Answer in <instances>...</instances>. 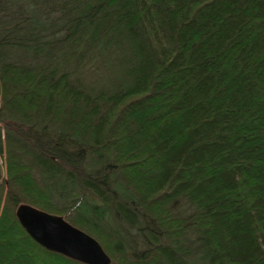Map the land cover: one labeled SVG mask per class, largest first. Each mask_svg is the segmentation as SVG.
Listing matches in <instances>:
<instances>
[{
  "label": "trees",
  "instance_id": "16d2710c",
  "mask_svg": "<svg viewBox=\"0 0 264 264\" xmlns=\"http://www.w3.org/2000/svg\"><path fill=\"white\" fill-rule=\"evenodd\" d=\"M264 264V0H0V264Z\"/></svg>",
  "mask_w": 264,
  "mask_h": 264
},
{
  "label": "water",
  "instance_id": "95a60500",
  "mask_svg": "<svg viewBox=\"0 0 264 264\" xmlns=\"http://www.w3.org/2000/svg\"><path fill=\"white\" fill-rule=\"evenodd\" d=\"M15 214L27 233L45 248L87 264L110 263L111 257L102 244L63 215L24 202Z\"/></svg>",
  "mask_w": 264,
  "mask_h": 264
}]
</instances>
